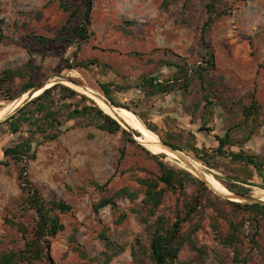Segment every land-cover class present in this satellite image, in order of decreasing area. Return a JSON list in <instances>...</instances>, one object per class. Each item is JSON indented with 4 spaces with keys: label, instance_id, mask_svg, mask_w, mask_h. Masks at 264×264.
<instances>
[{
    "label": "rangeland",
    "instance_id": "1",
    "mask_svg": "<svg viewBox=\"0 0 264 264\" xmlns=\"http://www.w3.org/2000/svg\"><path fill=\"white\" fill-rule=\"evenodd\" d=\"M209 1L93 0L90 40L82 44L55 43L45 48L34 44L29 37L55 38L59 34L69 18L59 2L0 0V17L5 21L2 34L18 41L17 44L0 42V73L6 69L18 70L31 62L36 67L32 75L36 85L62 77L103 95L100 83L114 82L121 87L113 89L114 99L130 107L144 124L146 121L153 125L156 131L146 127L160 141H175L184 149L182 152L199 161L203 165L201 169L227 189V185H242L251 189L250 197L261 199L264 181L253 167L223 156L206 164L197 159L191 147L212 153L219 146L217 137H224L231 128L230 150L264 157V0H224L218 5V12L223 15L205 33L212 42L216 65L208 73L205 84L195 79L187 92L179 90L151 97L137 87L145 76H156L163 81L172 79L177 68L169 63L188 67L202 63L201 34L208 19ZM93 60L100 66L67 69L69 65ZM25 81L17 78L6 84V88L11 95H18ZM68 86L84 94L73 85ZM25 95L14 101H0V110ZM253 95L260 108L247 123L244 109L251 105ZM122 127L128 132L136 129L130 126L129 131ZM22 136L7 131V126L0 127V161L4 160V150ZM130 136L136 144L122 133L110 134L89 123L38 147L36 160L28 164L30 180L46 201L58 198L73 206L71 213L60 215L65 230L53 239L50 251L53 264H98L97 259L105 249L100 238L103 232L115 243L126 246L111 264H134L132 247L138 240V246L148 247L149 228L142 221L146 213L143 188L136 177L144 175L142 169L157 171L158 165L143 150L150 151L140 143V138L136 137L138 142L132 133ZM160 161L185 169L165 158ZM250 174L253 176L248 179ZM94 181L101 185L108 182L107 189H97ZM124 186L141 192L134 203L124 198L117 200L121 212L128 214L125 221L118 224V214L111 207L95 213L94 206L102 197L111 196ZM209 189L212 199L226 200ZM25 199L19 186L18 166L0 164V251L24 247L21 234L9 220L25 224L30 231L34 227L36 214L25 208ZM175 203V196L166 195L161 211L168 213ZM222 207L225 213L231 212L230 206ZM211 216V209L203 207L196 217L202 229L195 240L203 251L185 246L174 264H264V220L259 247L254 248L245 239L239 249L247 262L235 263L233 248L220 243L228 225L221 220V229L215 231ZM77 244L88 258L76 251ZM147 263L150 264L148 259Z\"/></svg>",
    "mask_w": 264,
    "mask_h": 264
},
{
    "label": "trees",
    "instance_id": "2",
    "mask_svg": "<svg viewBox=\"0 0 264 264\" xmlns=\"http://www.w3.org/2000/svg\"><path fill=\"white\" fill-rule=\"evenodd\" d=\"M57 1L60 8L69 14L62 30L55 38L34 35L29 37L30 40L45 48H49L55 43L69 44L74 41L77 44H82L88 42L93 34L90 31L93 0ZM222 2L224 0H210L206 4L208 19L201 34L204 50L202 63L193 67H188L187 64L172 65L169 63L170 66H175L177 71L172 79L164 81L156 76L143 77L137 87L144 91L147 96L151 97L179 90L187 92L195 79H200L202 84H205L208 73L216 68L213 45L211 41L206 39L205 33L211 29L217 18L223 15V13L218 12V5ZM4 22V19L0 17V42L17 44L18 41L2 34ZM91 66H100V63L95 60L79 62L69 65L67 69L89 68ZM35 70L36 67L29 62L18 70L6 69L0 73V101H14L36 86L32 80ZM17 78L26 81L22 84L18 95H11L6 84ZM100 88L108 100L117 108L132 110L114 99L113 89L121 88L119 85L114 82L100 83ZM259 108L258 101L253 95L251 105L244 109L247 123L259 112ZM144 122L149 129L156 131L153 125ZM89 123L95 124L98 129L110 134L122 133L130 142L136 144V141L131 138L130 132L126 131L93 99L64 84H56L46 89L14 115L0 123V127L7 126V131L12 134H24L21 140L4 150V160L0 161V164L18 166L19 186L26 196L25 208L34 211L36 214V221L31 231L25 224L9 220L10 225L21 234L24 247L20 250L0 251V264H53L50 254L53 239L65 230V224L61 221L60 215L71 213L73 206L58 198L46 201L41 196L40 190L29 178L28 164L36 160L37 149L40 145L56 141L65 132ZM230 130L231 128L224 137H217L219 146L212 153L201 151L195 146L191 147V150L194 151L197 159L206 164H210V159L217 156L230 157L234 162L253 167L264 181V157L230 150L232 144ZM134 133L138 138L142 137V133L138 129H135ZM163 141L176 150L184 151L175 141L169 139ZM143 150L157 161L158 170L142 169L144 175L136 177V182L143 188L142 203L146 208V213L143 215L142 221L149 228V243L146 248L141 245L138 246L139 240L138 243L134 244L132 247L133 263L148 264V259L150 264H174L178 262L185 246L202 252L203 250L197 247L195 235L202 229V224L200 221H196V217L203 207L211 209V226L215 231L221 229V220L226 222L228 231L225 236L220 237V243L225 247L233 248L235 263H246L247 259L242 256L239 245L247 239L254 248L259 247L258 237L261 234L262 221L264 220V205L221 199L214 200L211 198L212 191L200 178L185 169L173 167L164 161H160V158L166 157L165 154L154 155L145 148ZM122 153L124 155L125 151L123 150ZM249 176L248 179H251L253 174ZM93 184L101 191H105L108 186V182L101 185L94 181ZM227 187L235 194L251 196V189L248 187L238 184L227 185ZM168 194L176 197V203L169 208L167 213L161 211V206ZM140 195L139 190H133L128 186L121 187L111 196L102 197L94 206V211L98 214L101 209L111 207L118 214L117 223L120 224L127 219L128 214L121 212L117 200L124 198L134 203L140 198ZM222 205L230 206L231 212L225 213ZM132 212L138 213L135 210ZM100 238L104 242L105 249L101 257L97 259L98 264H111L114 258L125 251L126 246L115 243L105 232L101 234ZM73 239V242L76 243L75 237ZM75 249L83 258L89 257L80 245L77 244Z\"/></svg>",
    "mask_w": 264,
    "mask_h": 264
},
{
    "label": "bare ground",
    "instance_id": "3",
    "mask_svg": "<svg viewBox=\"0 0 264 264\" xmlns=\"http://www.w3.org/2000/svg\"><path fill=\"white\" fill-rule=\"evenodd\" d=\"M52 84H48L47 88L51 87ZM79 89V88H78ZM93 89V88H92ZM43 90H40L36 95H40ZM80 91L86 93L88 96H90L92 99L96 101L98 105L101 106L107 113H109L111 116H113L115 119L124 122L128 124L129 126L135 127L142 133V137L140 138L141 142L144 144L147 149H149L151 152L161 155L165 154V159L168 161H171L173 163H176L177 165L185 168H190L193 170H197L201 173H204V176L206 177L209 185L217 190L220 193H224L227 195H232V193L221 183L219 182L212 174L205 173L201 168L203 165L193 159L192 157L188 156L184 152H177L172 153L167 150H164L159 145V139L151 133V131L146 127V125L143 123V121L133 112L127 111V110H119L117 107H113L111 105H108L105 102V98L103 94H101L98 91H89L87 89L80 88ZM28 98V95L26 94L24 97L19 99L18 101L14 102L10 106L3 108L0 110V122L3 121L11 112H13L17 107H19L26 99ZM264 201V195L261 198ZM236 201H239L235 199Z\"/></svg>",
    "mask_w": 264,
    "mask_h": 264
},
{
    "label": "water",
    "instance_id": "4",
    "mask_svg": "<svg viewBox=\"0 0 264 264\" xmlns=\"http://www.w3.org/2000/svg\"><path fill=\"white\" fill-rule=\"evenodd\" d=\"M48 84H52V86L56 85V84H64V85H73L74 87H76L77 89L79 88H82L80 87L79 85L75 84V83H72L71 81H68L62 77H57L55 78L54 80H52L51 82H47V83H44L42 85H36L34 86L33 88H31L29 91H27L25 94L28 95V98L19 106L17 107L13 112H11L3 121H5L7 118H9L10 116L14 115L19 109H21L23 106H25L27 103H29L30 101H32L34 98H36L37 96L39 95H36L40 90H43L42 93L46 90L45 88L47 87ZM50 88V87H49ZM72 88V87H71ZM48 89V88H47ZM41 93V94H42ZM85 95H87L86 93H84ZM88 96V95H87ZM104 98H105V102L108 104V105H111L113 107H117L115 105H113L109 100L108 98L103 95ZM89 97V96H88ZM91 98V97H90ZM92 99V98H91ZM94 100V99H93ZM108 114V113H107ZM111 116V115H110ZM112 118H114L113 116H111ZM115 119V118H114ZM117 120V119H115ZM1 121V122H3ZM122 126H124L126 129H130L131 127L124 123V122H121L119 120H117ZM0 122V123H1ZM132 131H130V133L133 134L134 138L140 142L136 137V134L134 133L135 129L131 128ZM142 143V142H140ZM159 145L164 149V150H167L169 152H172V153H177V152H182L180 150H176L172 147H170L168 144L162 142L159 140ZM155 154V153H154ZM186 170H188L189 172L193 173L194 175L198 176L202 181H204L209 187H211L206 179V177L204 176L203 173L197 171V170H189L187 168H185ZM212 188V187H211ZM218 195H220L221 197H223L224 199L226 200H230V201H235V202H242V203H260L262 205H264V201L262 199H259V198H254V197H248V196H241L239 194H235V193H232V195H227V194H224V193H220L218 192L217 190H215L214 188H212ZM235 199L239 200V201H236Z\"/></svg>",
    "mask_w": 264,
    "mask_h": 264
}]
</instances>
